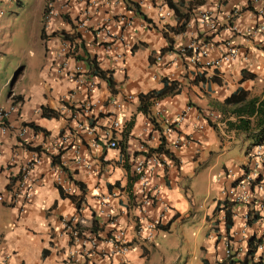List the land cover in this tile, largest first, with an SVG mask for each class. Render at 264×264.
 Instances as JSON below:
<instances>
[{
  "label": "crops",
  "instance_id": "1",
  "mask_svg": "<svg viewBox=\"0 0 264 264\" xmlns=\"http://www.w3.org/2000/svg\"><path fill=\"white\" fill-rule=\"evenodd\" d=\"M46 1L40 0L36 10L38 48L21 59L18 82L8 94L7 106L2 107L13 103V96L22 97L14 103L17 110L9 117L11 131L0 133V264H150L153 249L161 246L163 226L170 230L178 222L195 221L206 237L197 264H240L256 231L244 232L241 213L245 205L234 204L233 225L227 232L222 205L226 189L244 176L253 145L247 146L237 165L238 157L229 150L243 135L227 127L226 121L237 116L224 113L221 102L239 87L249 97L264 93V36L229 29L232 24L240 28L264 24V12H259L264 0H205L194 8L181 32L173 30L178 27L176 16L165 0H132L142 14L128 8L125 0H55L58 14L42 28ZM20 4L22 0H0V38L7 34L5 16L16 13ZM118 15L126 17L127 23L113 24ZM78 19L86 20L87 26L79 28ZM210 19L219 21L217 29H209ZM106 21L111 22L110 27L99 28ZM75 29L81 38L76 35L72 42L63 38L65 34L73 36ZM168 38L175 50L161 52L168 47ZM224 40L238 47L239 57L216 69L194 66L188 54L179 52L193 41L207 49L208 56L216 57L224 51ZM84 51L94 55L97 65L111 74L113 89L78 58ZM164 78L176 81L178 92L152 100L146 115L138 109V97L160 89ZM42 106L56 111L57 116H43ZM181 114L182 120L176 123ZM114 121L119 127H113ZM23 123H34L47 134ZM169 123L173 126L165 139L175 158L166 156L161 159L164 165L147 174L149 191L162 204L138 209L141 187L133 171L142 154L140 146L145 150L157 147L158 127L163 131ZM22 126L25 134L16 136ZM111 139L118 144L123 141V152L120 144L118 148L106 144ZM176 139L180 140L178 145H174ZM33 146L41 149L34 151L30 149ZM51 154H61V162L73 179L82 182L84 191L51 162ZM26 162L32 167L28 186L21 190L18 184ZM260 174L264 182V169ZM59 181H65L70 190L65 191ZM203 181L206 186L202 190ZM18 188L21 192L10 203ZM107 193L113 195L106 206L115 216L112 227L103 224L97 213L99 197ZM25 194L29 196L25 198ZM76 199L84 227L89 229L93 218L102 226L95 249L72 241L60 224V216L77 212ZM159 215L161 223L153 240L137 239L138 217ZM112 229L125 230L130 242L125 259L106 252L109 248L104 239ZM227 241L235 250L230 260L233 263L225 261ZM239 247L243 249L237 255ZM102 250L105 256L99 254ZM253 260L264 264V249L255 252Z\"/></svg>",
  "mask_w": 264,
  "mask_h": 264
},
{
  "label": "built area",
  "instance_id": "2",
  "mask_svg": "<svg viewBox=\"0 0 264 264\" xmlns=\"http://www.w3.org/2000/svg\"><path fill=\"white\" fill-rule=\"evenodd\" d=\"M69 1V0H66ZM255 2H258L260 0H252ZM55 2L49 1L47 4V10L45 12V19L46 21H50L53 17L57 16L58 11L55 8ZM85 12V11H84ZM259 12H264V7L259 8ZM86 14V12H85ZM168 14V13H167ZM86 16V15H85ZM203 18H207L208 16L206 13H203ZM87 17V16H86ZM86 20L82 19L80 21L79 26L82 28L86 25ZM116 22L120 23H127V18L124 16H118L116 19L112 20L113 24H116ZM111 22L106 21L103 23L100 28L110 27ZM220 23L216 19H210L209 21V29L215 30L219 27ZM106 28L105 33L109 34L110 29ZM229 29L233 31L234 33H243L245 35L249 36H264V24L258 23L255 26H246L243 28H240L238 25L232 24L229 25ZM99 30V29H98ZM225 44L224 51L220 55L216 57H210L208 56V51L204 47H199L198 45H195V43L192 41L184 48L191 49V54L188 55V61L190 64L194 66L205 67V68H212L216 69L217 67L230 63L231 61H235L239 57V49L236 45L231 43L228 40H224L223 42ZM108 49H110V46H107ZM184 49L182 48V51ZM117 57H121V53H116ZM74 74H72L71 77H73ZM16 109L15 105L11 104L8 108H1L0 107V133L1 134H7L9 131H11V125L9 122V117L12 112H14ZM183 114L179 115L175 122H179L182 120ZM173 124V123H170ZM113 127H119V123L117 121H114ZM171 131V126L168 124L166 128L162 131L164 135L168 134ZM26 132V128L24 126L19 127L16 136H23ZM180 143L179 139H176L174 141V145H178ZM109 147L118 148V142L116 140H108L106 143ZM140 149L142 151H146L144 149V146H140ZM161 159H167L166 155L163 153H153L148 156L145 154H141L134 163V174L137 176V179L140 181V203L137 204L138 209L141 208L143 210L145 206L152 205L155 202L161 203V200L159 197L155 195V193H151L148 188V176L147 174L149 172L154 171L157 166L164 165V162ZM32 165L30 162H26L21 170V180L18 184V187H21L22 190L24 187L28 186L27 181L29 182V171L31 169ZM261 169H264V144H255L252 147L251 156L249 157L248 163L245 165V173L244 176L240 179L236 180L230 187H228L225 191L226 200L225 203H223L222 208L223 211L230 209H233L232 207L234 204L237 205H245V207L242 210L241 218H242V228L244 232L246 231H256L257 237H264V182L260 179L261 176ZM60 185H62L65 189V191H69L70 188L66 187L65 181H59ZM253 185V186H252ZM250 186H252L253 190L250 191ZM21 190L16 189L14 193L10 196V203H13L16 201V198L18 196V192H21ZM29 195L25 194V198H27ZM113 195L111 193H107L104 195H101L99 197L100 200V207L97 211V213L102 217V220L104 221V224L110 225V227L114 226L115 224V216L107 209V203L110 200V198ZM3 197L0 195V200H2ZM162 204V203H161ZM168 206L164 205V209L168 210ZM234 213H232L233 216ZM162 215H159L156 218H149L145 219L142 216L138 217V224L136 226V238L148 242L152 241L155 232L158 229L160 223H161ZM145 219V220H144ZM225 219V216L223 215V220ZM83 217L80 214V211H77L76 213L70 215V216H61L60 218V224L62 225V228L64 231L69 235L71 239H73L74 242H79L81 245L90 244L93 249H95L97 244V238L95 237L94 233H91L89 229L85 228L83 225ZM254 229H252V227ZM245 235V234H244ZM104 242L107 243V246L109 248V253H112L114 255H118L121 258L125 259L127 253L130 250V244L129 241H127L125 236V230L124 229H116L113 231V229L108 232L107 237L104 239ZM225 249H224V255H225V261H228L230 258L233 257L235 250L232 247V245L227 241L225 243ZM242 247H239L236 249V254L239 255L242 251ZM264 249V242H261L256 247L257 251H263ZM106 252L104 253L103 250L99 254L102 256L106 255ZM255 256V255H254ZM125 260H123L124 262Z\"/></svg>",
  "mask_w": 264,
  "mask_h": 264
},
{
  "label": "trees",
  "instance_id": "3",
  "mask_svg": "<svg viewBox=\"0 0 264 264\" xmlns=\"http://www.w3.org/2000/svg\"><path fill=\"white\" fill-rule=\"evenodd\" d=\"M125 2L128 8L134 9L135 12L138 14H142L138 3L132 0H125ZM165 2L168 5V7L174 11V14L176 16L178 27L174 28L173 30L175 32H181L186 29L187 24L192 18L194 8L196 6L203 5L205 0H177V1L165 0ZM146 20L150 21V19L148 18H146ZM76 35L78 36V38H81L80 32L75 29V33L73 36L69 34H65L63 38L66 40H70L72 42V40L75 38ZM165 37L167 38V35ZM171 42L172 40L168 38V43H169L168 47L163 48L161 52L166 51V50H175L173 46L171 45ZM179 52H181V50ZM182 53H185L186 55L190 54L191 49L184 48ZM78 58L79 59L82 58L83 60H85L87 66L89 67V71L93 75H96L99 78L106 80L108 83V86L113 89L114 81H113L111 74L108 71L102 70L97 65V60L94 55H91L90 53L84 51V55H81ZM162 82H163V86L160 89H153L146 93H141L138 97L139 98L138 109L141 110L146 115L149 114V106L152 100L164 97L168 94H174L178 92L176 81L169 80L168 78H164L162 79ZM13 99H14L13 103H17L22 100V97L20 95H15ZM221 104H222L221 107L224 113L236 114L237 116V118L234 121L233 120L226 121L227 127L230 129H235L237 133H240L247 137H251L252 142L250 143L248 148L254 144H264V93L261 96L249 97L248 92L239 87L237 88V90L232 92L229 96H227L221 102ZM41 114L46 117L57 116L56 111L49 109L48 107H45V106L41 107ZM23 124L26 126H29L35 131H43L45 134H47V131L44 128H41L35 125L34 123H23ZM130 124H131V121L127 123V127H129ZM158 128H159V131L161 132L160 143L155 148L149 147L147 151L143 153L146 156L152 153H163L169 158L174 159L175 157H174L173 152H171L170 149L167 147V142L165 139V135L162 133V128L160 127ZM119 144L123 152V147H124L123 141L119 142ZM30 149L34 151H39L41 148L40 146H33V147H30ZM60 156L61 154H51V162L54 165L58 164L62 170L66 171L68 173L70 180L76 186H78L82 191H84L82 182L73 179L72 175L67 171V168L61 162ZM61 193L62 195H64L62 190H61ZM67 196L74 198V195H71V194ZM75 203H76V207L79 208L80 201H77L76 199ZM232 213L233 212L230 209H228L226 212L225 228L227 232L233 225ZM162 228L166 230L169 227L163 226ZM101 229H102V226L101 224H99V221L93 218L89 231L91 233H94L95 237L98 239L99 238L98 233H99V230ZM261 242H263V237H257L256 235H253L249 238L247 242V246H248L247 252L244 258L239 261L240 264H260V261H254L253 259H254V255L256 252V247ZM230 260L231 259L228 260L230 263L234 262Z\"/></svg>",
  "mask_w": 264,
  "mask_h": 264
},
{
  "label": "rangeland",
  "instance_id": "4",
  "mask_svg": "<svg viewBox=\"0 0 264 264\" xmlns=\"http://www.w3.org/2000/svg\"><path fill=\"white\" fill-rule=\"evenodd\" d=\"M39 2L40 0H22V4L16 6V13L5 16L7 34L0 38V107L7 106L8 94L18 82L21 59L38 48L40 26L36 10ZM75 22L77 26L80 24L78 20ZM251 142V137L243 135L242 141L237 140L229 150V154L238 157L237 165L241 163ZM205 186L206 181H203L201 189ZM181 225L184 226L183 229ZM198 227L197 221L178 222L170 230H161V246L153 249L150 264H197L200 247L203 240H206L204 231Z\"/></svg>",
  "mask_w": 264,
  "mask_h": 264
},
{
  "label": "clouds",
  "instance_id": "5",
  "mask_svg": "<svg viewBox=\"0 0 264 264\" xmlns=\"http://www.w3.org/2000/svg\"><path fill=\"white\" fill-rule=\"evenodd\" d=\"M49 1H55V0H47L46 1V3H45V5H44V9H43V14H42V19H41V22H42V28H46V27H48L49 26V23L51 22V20L50 21H46V19H45V17H44V15H45V12H46V10H47V4H48V2ZM56 8V7H55ZM118 16H120V15H118ZM117 16V17H118ZM53 19V18H52ZM78 21H81V19L79 20L78 19ZM87 25H85L84 27H86ZM78 27L79 28H81L80 26H79V24H78ZM83 28V27H82ZM100 28V27H99ZM183 49H184V47H182ZM182 51V50H181ZM191 54V53H190ZM189 55V54H188ZM14 97V96H13ZM11 104H13V105H15L14 103H11ZM10 104V105H11ZM9 105V106H10ZM8 106V107H9ZM7 107V108H8ZM15 107H16V105H15ZM2 108V107H1ZM17 108V107H16ZM17 109H15V111H16ZM24 125V124H23ZM169 125L171 126V128H172V126H173V124H170L169 123ZM24 126H26V125H24ZM119 145V144H118ZM255 145V144H254ZM119 147V146H118ZM147 151V150H146ZM143 152H145V151H142V154H144ZM153 154V153H152ZM165 155V154H164ZM134 172V171H133ZM135 175V174H134ZM136 178H137V176H135ZM235 182V181H234ZM2 196V195H1ZM3 197V196H2ZM3 200V199H2ZM230 210H231V207H230ZM77 211H79V208H78V210ZM224 212V216H225V219H224V221L226 222V212H227V210H225V211H223ZM233 212V211H232ZM64 216V215H63ZM233 217V216H232ZM60 218H61V216H60ZM104 224V223H103ZM84 229H85V227H84ZM69 236V235H68ZM71 239V238H70ZM72 241H73V239H72ZM129 244H130V242H129ZM234 256V255H233ZM230 259H232V258H230ZM229 262V261H228ZM226 263V262H225ZM227 264V263H226Z\"/></svg>",
  "mask_w": 264,
  "mask_h": 264
}]
</instances>
